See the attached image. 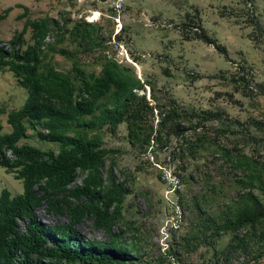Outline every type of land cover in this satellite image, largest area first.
I'll return each mask as SVG.
<instances>
[{"label": "rangeland", "instance_id": "1", "mask_svg": "<svg viewBox=\"0 0 264 264\" xmlns=\"http://www.w3.org/2000/svg\"><path fill=\"white\" fill-rule=\"evenodd\" d=\"M113 1L0 0V12L12 6L0 20V39L24 28L29 44L32 29L24 20L50 17L43 49L54 70L76 84L74 64L99 74L115 62L131 75L134 102L123 120L88 129L105 150L99 168L105 182L113 174L126 188L113 230L124 233L129 264H168L167 254L179 264H264V218L239 228L246 235L230 244L233 220L264 207V0H251L253 15L245 0H122L120 11ZM16 4L26 6L25 17H17L23 7ZM78 24L88 33H76ZM200 26L227 48L229 59L194 37ZM26 95L12 72L0 71L6 111ZM0 118L2 132H9L6 114ZM131 124L140 128L135 135ZM26 126L18 144L58 150V142L37 136L40 124ZM3 188L23 191L16 171L0 166ZM35 214L46 226L67 222L66 214L45 206ZM17 226L25 230L24 221ZM76 228L90 239L107 238L90 218Z\"/></svg>", "mask_w": 264, "mask_h": 264}, {"label": "trees", "instance_id": "2", "mask_svg": "<svg viewBox=\"0 0 264 264\" xmlns=\"http://www.w3.org/2000/svg\"><path fill=\"white\" fill-rule=\"evenodd\" d=\"M16 5L23 7L17 17H25L26 6ZM11 9L4 8L0 20ZM52 21L50 17L26 18L24 27L32 29L29 44L23 37L24 28L6 42L0 39V71L12 72L27 93L18 108L6 111L0 104V116L5 113L11 127L2 132L0 118V166L16 171L23 185V191L14 195L6 188L0 192V264H129L131 251L124 233L113 230L126 188L113 174L105 182L99 171L105 163V150L100 138L90 135L88 129L96 122L111 128L121 122L134 102L130 94L135 82L131 75L117 71L115 62L105 64L99 74L74 64L78 84L68 74L54 70L45 61L43 49ZM253 25L260 27L257 20ZM75 27L76 33H88L79 24ZM194 37L212 44L229 59L227 48L201 26ZM233 77L237 81L235 74ZM26 122L32 127L40 124L44 130L37 131V136L58 142V150L18 144L26 133ZM128 128L130 135L140 129L132 124ZM144 138L148 141L150 133ZM78 173H84L80 184L75 183ZM43 206L48 212L66 214L67 222L44 225L35 214ZM86 218L106 232L105 240L87 238L76 228ZM261 218L264 207L235 218L230 244H239L246 235L239 236V228L254 227ZM19 220L24 221V231L17 226Z\"/></svg>", "mask_w": 264, "mask_h": 264}, {"label": "built area", "instance_id": "3", "mask_svg": "<svg viewBox=\"0 0 264 264\" xmlns=\"http://www.w3.org/2000/svg\"><path fill=\"white\" fill-rule=\"evenodd\" d=\"M112 5L114 10L120 11V9L122 8V0H114ZM246 8L248 14L250 15L254 14V10H253L254 7L251 0H246ZM165 254L167 253L165 252ZM167 255H168L169 264H179L177 258L173 254H167Z\"/></svg>", "mask_w": 264, "mask_h": 264}, {"label": "bare ground", "instance_id": "4", "mask_svg": "<svg viewBox=\"0 0 264 264\" xmlns=\"http://www.w3.org/2000/svg\"><path fill=\"white\" fill-rule=\"evenodd\" d=\"M96 17V12H94V14L93 15H91V16H89V19H94Z\"/></svg>", "mask_w": 264, "mask_h": 264}, {"label": "crops", "instance_id": "5", "mask_svg": "<svg viewBox=\"0 0 264 264\" xmlns=\"http://www.w3.org/2000/svg\"><path fill=\"white\" fill-rule=\"evenodd\" d=\"M260 22H261V20H260Z\"/></svg>", "mask_w": 264, "mask_h": 264}]
</instances>
